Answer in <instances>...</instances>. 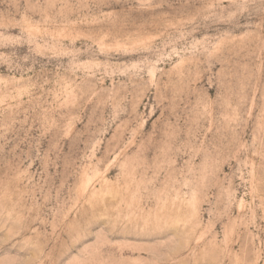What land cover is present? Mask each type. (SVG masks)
Masks as SVG:
<instances>
[{"label":"rangeland","instance_id":"374dc122","mask_svg":"<svg viewBox=\"0 0 264 264\" xmlns=\"http://www.w3.org/2000/svg\"><path fill=\"white\" fill-rule=\"evenodd\" d=\"M0 264H264V0H0Z\"/></svg>","mask_w":264,"mask_h":264}]
</instances>
